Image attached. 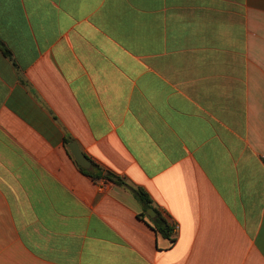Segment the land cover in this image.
Listing matches in <instances>:
<instances>
[{
	"label": "crops",
	"instance_id": "1",
	"mask_svg": "<svg viewBox=\"0 0 264 264\" xmlns=\"http://www.w3.org/2000/svg\"><path fill=\"white\" fill-rule=\"evenodd\" d=\"M0 43V264H264V0H0Z\"/></svg>",
	"mask_w": 264,
	"mask_h": 264
},
{
	"label": "trees",
	"instance_id": "2",
	"mask_svg": "<svg viewBox=\"0 0 264 264\" xmlns=\"http://www.w3.org/2000/svg\"><path fill=\"white\" fill-rule=\"evenodd\" d=\"M0 46L4 49V52L9 55V51L4 48V45L0 43ZM83 171L88 172L87 170L83 169ZM100 179H105L113 184H117L119 186H125V184L122 181H115L112 180L110 177H100L97 180ZM132 193L134 195V197L142 204L144 211L148 212L149 210L152 209V201L150 199V196L148 195V193L142 189H132ZM155 227H154V231H156L157 233H159L160 235H162L163 237L166 238H171L172 233H173V229L171 228V226L167 223V221L163 218V216L159 215L158 219L155 221Z\"/></svg>",
	"mask_w": 264,
	"mask_h": 264
},
{
	"label": "water",
	"instance_id": "3",
	"mask_svg": "<svg viewBox=\"0 0 264 264\" xmlns=\"http://www.w3.org/2000/svg\"><path fill=\"white\" fill-rule=\"evenodd\" d=\"M71 153L73 154L74 158L76 159V161L78 162V164L84 168V169H91L92 164L89 161L88 157L80 150L79 146L77 145V143H73L69 146ZM149 216H151L152 214H156L154 210H150L148 212ZM151 218H153L151 216Z\"/></svg>",
	"mask_w": 264,
	"mask_h": 264
},
{
	"label": "built area",
	"instance_id": "4",
	"mask_svg": "<svg viewBox=\"0 0 264 264\" xmlns=\"http://www.w3.org/2000/svg\"><path fill=\"white\" fill-rule=\"evenodd\" d=\"M103 180H105V179H103ZM107 181V180H106ZM109 182V181H108Z\"/></svg>",
	"mask_w": 264,
	"mask_h": 264
}]
</instances>
